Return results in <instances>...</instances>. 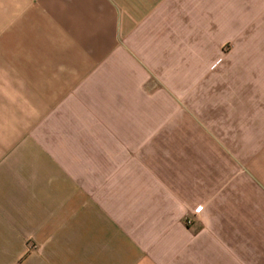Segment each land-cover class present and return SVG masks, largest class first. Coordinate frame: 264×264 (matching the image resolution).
I'll return each mask as SVG.
<instances>
[{
	"label": "crops",
	"instance_id": "0c3cea01",
	"mask_svg": "<svg viewBox=\"0 0 264 264\" xmlns=\"http://www.w3.org/2000/svg\"><path fill=\"white\" fill-rule=\"evenodd\" d=\"M0 264H264V0H0Z\"/></svg>",
	"mask_w": 264,
	"mask_h": 264
},
{
	"label": "rangeland",
	"instance_id": "374dc122",
	"mask_svg": "<svg viewBox=\"0 0 264 264\" xmlns=\"http://www.w3.org/2000/svg\"><path fill=\"white\" fill-rule=\"evenodd\" d=\"M233 44V43H232ZM232 44L230 45L229 43H228V45H225L224 46V48H223V52H224V54H231L232 53V51L235 49L233 46H232ZM213 66V65H212ZM225 98H228V101L230 100V97H225Z\"/></svg>",
	"mask_w": 264,
	"mask_h": 264
},
{
	"label": "built area",
	"instance_id": "2783aa9c",
	"mask_svg": "<svg viewBox=\"0 0 264 264\" xmlns=\"http://www.w3.org/2000/svg\"><path fill=\"white\" fill-rule=\"evenodd\" d=\"M185 222H186V224H189L191 222V219L190 218H185Z\"/></svg>",
	"mask_w": 264,
	"mask_h": 264
}]
</instances>
